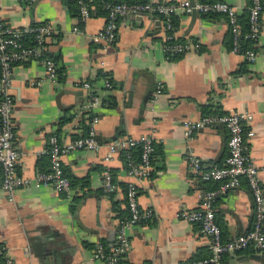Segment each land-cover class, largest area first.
I'll return each instance as SVG.
<instances>
[{
  "label": "crops",
  "instance_id": "1",
  "mask_svg": "<svg viewBox=\"0 0 264 264\" xmlns=\"http://www.w3.org/2000/svg\"><path fill=\"white\" fill-rule=\"evenodd\" d=\"M222 1L247 17L251 0ZM0 16L18 29L51 23L55 32L48 42L49 53L60 71L53 82L38 60L13 68L15 144L21 153L17 167L20 175L31 180L14 191L12 200L3 189L0 165V245L7 247L15 263L106 264L94 258L96 245L116 239L120 219L114 202L119 210L127 208L129 183L138 186L141 209L151 213L128 230L131 245L125 260L129 264H182L209 257L211 240L198 223L178 214L200 208L206 192L221 187L222 181L206 182L194 175L188 155L198 156L205 170L224 165L229 131L216 123L188 136L184 122L235 110L250 113L245 128L255 135L247 139L248 154L260 170L264 188V15L262 33L253 43L254 61L232 52V31L224 15L199 14L193 22V14L177 11L172 32L176 40L190 43L191 49L172 60L164 50L163 22L156 25L158 19L149 15L142 20L120 18L117 41L107 50L95 40L107 14L94 10L80 25L66 0H0ZM76 26L82 31L75 32ZM100 70L109 74L113 86H105L98 77ZM86 81L100 99L97 110L87 106L90 93L82 86ZM108 98L116 101L115 106L109 105ZM93 115L100 118L97 137L102 147L63 156L65 173L73 182L71 195L36 183V176L50 169L49 158L40 154L50 137L57 135L67 142L85 135ZM67 118L68 123L62 124ZM115 136L153 138L150 177L131 176V164L122 151L106 159ZM136 154L134 149V159ZM107 169L120 186L111 197L103 188ZM214 209L224 240L250 231L254 198L247 180L218 195ZM236 258L243 260L235 262ZM222 264H264V251L247 249L224 258Z\"/></svg>",
  "mask_w": 264,
  "mask_h": 264
},
{
  "label": "built area",
  "instance_id": "2",
  "mask_svg": "<svg viewBox=\"0 0 264 264\" xmlns=\"http://www.w3.org/2000/svg\"><path fill=\"white\" fill-rule=\"evenodd\" d=\"M107 14L105 27L95 37L101 41L107 50L112 47L118 37V22L120 18L131 15H149L152 19H160L167 31L164 50L168 60L175 59L191 49L188 42L175 39L173 34L172 16L179 10L192 14L198 12L202 15H224L232 31V52L241 54L247 61H254L257 51L253 48L244 49V42L257 41L262 33L264 15V0H251L248 7L249 28L244 30L240 21L239 13L234 5L222 0H183L180 2L166 3L159 0H147L139 3H126L114 0H100ZM80 19L86 22L93 15L89 0H77ZM75 32H81L82 28L74 27ZM55 30L51 23L44 22L34 24L21 29L9 25L0 16V165L3 169L2 186L13 200L14 191L18 187L31 182L30 179L18 173V162L21 153L15 144V123L13 118L14 98L12 95L13 68L16 64L29 60L40 61L46 69L47 77L53 82L58 81V64L50 55L49 39ZM30 36L32 43H26L24 36ZM199 47V46H197ZM102 66L104 63L101 62ZM105 72V71H103ZM105 86L111 87L110 79H104ZM88 89L90 95L88 108L97 110L100 107L98 95L92 92V83L86 81L82 85ZM161 92V85H158ZM251 114L244 111H231L226 114L208 115L198 121H185L186 133L191 136L201 128L216 124H224L229 131V154L225 164L213 169L205 170L202 160L195 154L188 155V163L194 175H200L206 182L222 181L219 189L206 192L201 207L194 210L180 211L178 217L198 223L201 231L211 240V255L209 257L184 261L182 264H222L224 258L235 257L247 249L264 251V188L261 184L260 170L248 154L247 139L255 133L245 128ZM100 118L93 115L87 134L78 136L70 141L62 142L57 135L49 139L47 149L40 152L49 158L50 169L39 173L35 182L41 185L52 186L58 192L71 195L72 180L66 175L63 166V156L75 150L98 151L102 144L97 139V124ZM109 152L106 159L112 160L116 153L124 149L141 147V162L131 164L129 174L134 177H150L153 166L155 143L152 137L142 136L133 138L123 136L108 144ZM242 179L247 180L254 198V225L247 233L226 241L223 238L222 228L217 222L214 203L216 197L234 189L241 184ZM103 188L107 196L115 195L120 186L114 179L113 172L107 169L104 172ZM127 206L130 216L121 221L116 236L117 244L109 251L102 241L96 245L94 258L104 261L106 264H128L125 260L127 250L131 245L128 230L146 221L151 213L144 212L139 204V189L135 183H129L126 189ZM0 256H4V264H16L8 252L7 247H0Z\"/></svg>",
  "mask_w": 264,
  "mask_h": 264
},
{
  "label": "trees",
  "instance_id": "3",
  "mask_svg": "<svg viewBox=\"0 0 264 264\" xmlns=\"http://www.w3.org/2000/svg\"><path fill=\"white\" fill-rule=\"evenodd\" d=\"M114 1L126 2V3L133 4V3L145 2L147 0H114ZM211 1H213V0H211ZM66 2H67L68 6L70 8V12L72 13V15L75 16V17H78L79 18V24L82 25L84 22L80 19V14H79V8H78L77 0H66ZM89 4L93 8L92 11L96 10L97 13H99V14L106 13V11L103 8V4H102V2L100 0H89ZM239 18L241 20V23L244 26V27L242 26L243 29L245 31L248 30V28H249V14H248V12H247V17L246 16H241V17L239 16ZM159 21H161V20L159 19ZM172 24H173V27L175 28V26H176L175 24H177V23L175 22L173 16H172ZM24 41L26 43H32V39L28 35L24 36ZM177 41H179V40H177ZM181 42H183V41H181ZM253 43L254 42L251 41V40H248V41L244 42V44H243L244 49L253 48ZM59 72L60 71H59V68H58V73ZM98 77L99 78H103V79L108 77L110 79V82L112 83V86H113V84H114L113 79L109 76V74L107 72H103V70H100ZM108 100H109L108 102H110L109 105L115 106L116 101L113 98H108ZM69 120H70L69 118L64 119L62 121V124L68 123ZM88 130H89V128L87 127L85 129L86 134H87ZM134 149L137 151V154H136L137 155V159H134V157H135L134 156L135 153L133 155ZM122 152L126 156V160L129 161V164H132V163L133 164H139L141 162V153H142L141 147H134L132 149H124V150H122ZM154 154H155V152H154ZM114 179H115V177H114ZM72 184H73V182H72ZM116 205H117V203L115 204V202H114V210L116 212H118L116 217L120 219V222L124 221V220H127L129 218V216H130L128 206H127V208L125 210H119ZM126 205H127V200H126ZM103 243H104V245L106 247V251H109L112 247H114L117 244V241H116V239L112 240V241H108L107 240V241H104ZM2 246L3 245H0V247H2ZM4 262H5L4 256H0V264H4ZM126 263H128V262L126 261Z\"/></svg>",
  "mask_w": 264,
  "mask_h": 264
},
{
  "label": "water",
  "instance_id": "4",
  "mask_svg": "<svg viewBox=\"0 0 264 264\" xmlns=\"http://www.w3.org/2000/svg\"><path fill=\"white\" fill-rule=\"evenodd\" d=\"M37 2L38 1H40V0H36ZM36 4V3H35ZM35 4H34V6H35ZM193 14V22H195V19H196V17L199 15V13L198 12H193L192 13ZM127 17H133V16H131V15H127ZM135 18H137V19H143L144 18V15H140V16H136ZM161 21H157V23H156V25H158L159 23H160ZM100 139L101 137H97V139ZM118 138V136H115L114 138H113V141H115L116 139ZM112 141V142H113ZM241 260H243V258H236L235 259V262H239V261H241Z\"/></svg>",
  "mask_w": 264,
  "mask_h": 264
}]
</instances>
